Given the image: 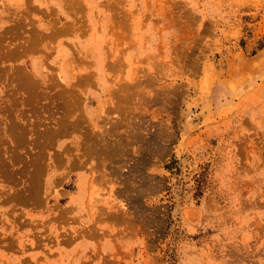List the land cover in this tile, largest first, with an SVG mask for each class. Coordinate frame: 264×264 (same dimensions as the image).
Segmentation results:
<instances>
[{
	"label": "rangeland",
	"instance_id": "obj_1",
	"mask_svg": "<svg viewBox=\"0 0 264 264\" xmlns=\"http://www.w3.org/2000/svg\"><path fill=\"white\" fill-rule=\"evenodd\" d=\"M0 264H264V0H0Z\"/></svg>",
	"mask_w": 264,
	"mask_h": 264
},
{
	"label": "bare ground",
	"instance_id": "obj_2",
	"mask_svg": "<svg viewBox=\"0 0 264 264\" xmlns=\"http://www.w3.org/2000/svg\"><path fill=\"white\" fill-rule=\"evenodd\" d=\"M203 114V113H202ZM199 119V118H198ZM68 125V124H67ZM102 142V141H101ZM96 147H97V145H96Z\"/></svg>",
	"mask_w": 264,
	"mask_h": 264
}]
</instances>
